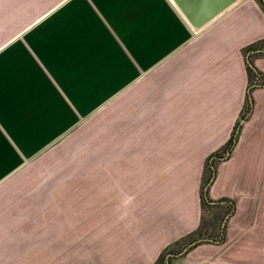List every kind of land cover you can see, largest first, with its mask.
I'll list each match as a JSON object with an SVG mask.
<instances>
[{
  "label": "crops",
  "instance_id": "crops-1",
  "mask_svg": "<svg viewBox=\"0 0 264 264\" xmlns=\"http://www.w3.org/2000/svg\"><path fill=\"white\" fill-rule=\"evenodd\" d=\"M259 40L256 0L199 31L171 0H0V186L87 123L93 136L90 166L63 172L81 178L36 189L58 191L45 205L58 214L21 218L45 224L37 242L34 227L9 228L15 241L0 246V264H157L179 240L171 264H219L212 257L229 250L224 240L258 249L264 55L245 50ZM247 66L259 73L251 85ZM247 98L237 140L209 186L210 204L230 209L211 211L205 233L204 163L233 134Z\"/></svg>",
  "mask_w": 264,
  "mask_h": 264
},
{
  "label": "rangeland",
  "instance_id": "rangeland-1",
  "mask_svg": "<svg viewBox=\"0 0 264 264\" xmlns=\"http://www.w3.org/2000/svg\"><path fill=\"white\" fill-rule=\"evenodd\" d=\"M91 131L92 128L87 123V125L79 128L77 132L70 135L63 142L49 148L36 160L21 169L9 181L0 186L1 248L4 247L7 250L8 247H11L12 242L14 243L15 240L10 238V230L14 233L15 231L21 233L31 226L35 228V241H38L36 238L37 230H41L42 226L43 229H46L45 224L43 225L41 222H21V218L24 216H28L29 218V215H33L35 216V220H37V217L42 215L58 214V208L52 207L53 205L45 206L46 204L53 203L50 199L56 200L58 198V191L49 189L37 191L36 189L41 185L44 186V189L47 186L57 188L56 185L59 182H70L76 180V177L81 178L80 176L72 175V180H68L70 177L65 180L63 172L73 167L90 166L91 160L89 156L93 142ZM98 132H103V129L98 128ZM94 133L97 134L96 128H94ZM99 163L98 165H100ZM209 215L210 212H206L205 219H209ZM16 217L20 218V223H14L16 222ZM22 220H25V217ZM47 226L51 230L52 228H56L58 224L49 223L46 224ZM257 243L259 244L258 249L253 250L250 248L249 239H238L237 241L235 239L232 242L224 240L223 245L226 249L229 247V250L223 257L215 254L212 259H215V262L219 264H264V240H259ZM260 248L262 249L260 250ZM163 257L166 260L167 254H164ZM224 257L225 260L223 259ZM5 258V256H1L0 262H4ZM233 258H236V262L229 261V259L233 260Z\"/></svg>",
  "mask_w": 264,
  "mask_h": 264
},
{
  "label": "water",
  "instance_id": "water-1",
  "mask_svg": "<svg viewBox=\"0 0 264 264\" xmlns=\"http://www.w3.org/2000/svg\"><path fill=\"white\" fill-rule=\"evenodd\" d=\"M179 14L186 21L189 27L194 31H199L217 19L224 11H226L231 6L240 2L241 0H171ZM251 52H264V48H258L252 50ZM249 65H253L248 60ZM246 117L239 120L238 127L236 129V135L239 133L242 123L245 121ZM231 150H227L223 160L228 157ZM215 175L211 177L209 182L204 186V198L209 203H215L209 199V186L213 181ZM6 179V178H4ZM3 181V180H2ZM203 240L210 241L208 238H203ZM202 239L195 240L191 242L186 248H184L177 256H184L189 250L194 246L201 243ZM171 253L167 254L166 262L171 264L169 256Z\"/></svg>",
  "mask_w": 264,
  "mask_h": 264
},
{
  "label": "trees",
  "instance_id": "trees-1",
  "mask_svg": "<svg viewBox=\"0 0 264 264\" xmlns=\"http://www.w3.org/2000/svg\"><path fill=\"white\" fill-rule=\"evenodd\" d=\"M257 3L260 5L261 9L264 12V3L262 0H256ZM258 48H264V40H259L256 41L252 44H250L249 46L246 47L245 51H249V50H255ZM260 54L264 55V52H259ZM251 56H249L250 58ZM247 72H248V76H249V84H254L256 82V77L257 74H259L258 72H254L253 69L249 66H247ZM250 107V103L249 100L247 98L245 106H244V110L241 114V118H244L249 110ZM240 118V119H241ZM239 122L235 125L233 134L231 135V137L229 138V140L227 141V143L225 144V146L212 153L211 155H209L204 163V167H203V173H202V183H201V189H200V195H201V203H202V209H203V214L201 217V224L199 226V229H204L205 233H207V230L213 227V224L211 221H209V219H205V213L206 212H212L211 214H215L218 213L219 214V210H221V213H227L229 208L227 209H218V207H221V204H210L209 202L206 201V199L204 198V186L209 182V180L211 179V177L213 175L216 174L217 171V167L219 165V163L223 160L222 158L224 157L225 153L227 150H231L233 145L235 144L236 140H237V135H236V129L238 127ZM209 199L211 200V198L209 197ZM220 213V214H221ZM189 238V236L187 237V239ZM185 240V239H183ZM182 242V240H179L177 242H175L174 244L170 245L169 247H167L160 255L159 258L157 260V264H165L164 263V254L167 253H171L172 251H174V248L176 246H178L180 243Z\"/></svg>",
  "mask_w": 264,
  "mask_h": 264
},
{
  "label": "flooded vegetation",
  "instance_id": "flooded-vegetation-1",
  "mask_svg": "<svg viewBox=\"0 0 264 264\" xmlns=\"http://www.w3.org/2000/svg\"><path fill=\"white\" fill-rule=\"evenodd\" d=\"M169 260L171 261V258L169 257Z\"/></svg>",
  "mask_w": 264,
  "mask_h": 264
}]
</instances>
